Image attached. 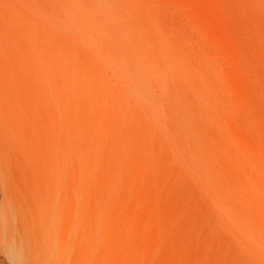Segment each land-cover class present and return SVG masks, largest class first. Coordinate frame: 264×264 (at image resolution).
<instances>
[{"label": "bare ground", "instance_id": "1", "mask_svg": "<svg viewBox=\"0 0 264 264\" xmlns=\"http://www.w3.org/2000/svg\"><path fill=\"white\" fill-rule=\"evenodd\" d=\"M212 3L0 0V264H264V0Z\"/></svg>", "mask_w": 264, "mask_h": 264}, {"label": "rangeland", "instance_id": "2", "mask_svg": "<svg viewBox=\"0 0 264 264\" xmlns=\"http://www.w3.org/2000/svg\"><path fill=\"white\" fill-rule=\"evenodd\" d=\"M207 1H208L209 3H212V2L215 3L217 0H207ZM213 3H212V4H213Z\"/></svg>", "mask_w": 264, "mask_h": 264}]
</instances>
